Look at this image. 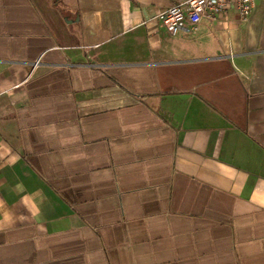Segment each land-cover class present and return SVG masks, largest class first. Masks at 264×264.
Wrapping results in <instances>:
<instances>
[{
  "label": "crops",
  "instance_id": "1",
  "mask_svg": "<svg viewBox=\"0 0 264 264\" xmlns=\"http://www.w3.org/2000/svg\"><path fill=\"white\" fill-rule=\"evenodd\" d=\"M178 1L0 0V264H264V0Z\"/></svg>",
  "mask_w": 264,
  "mask_h": 264
},
{
  "label": "built area",
  "instance_id": "2",
  "mask_svg": "<svg viewBox=\"0 0 264 264\" xmlns=\"http://www.w3.org/2000/svg\"><path fill=\"white\" fill-rule=\"evenodd\" d=\"M254 7V0H181L160 14L165 31L194 35L203 20L213 22L228 10H234L241 21H246Z\"/></svg>",
  "mask_w": 264,
  "mask_h": 264
}]
</instances>
